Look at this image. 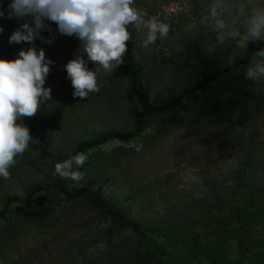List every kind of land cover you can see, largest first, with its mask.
Returning a JSON list of instances; mask_svg holds the SVG:
<instances>
[{"label": "trees", "instance_id": "trees-1", "mask_svg": "<svg viewBox=\"0 0 264 264\" xmlns=\"http://www.w3.org/2000/svg\"><path fill=\"white\" fill-rule=\"evenodd\" d=\"M11 2L0 0L5 13L0 18L4 29L0 58L10 60L21 49L32 47L28 42L9 43L12 33L32 20L31 16L8 18ZM210 40L215 43L209 30L192 44L196 74L179 70L180 83H161V90L158 62L131 38L117 80L106 88V101L94 110L97 117L70 108L80 103L70 95L71 102L59 99L51 108L22 118L33 140L29 156H18L10 169L11 178L0 177V252L41 229L52 236L46 247L58 255L67 253L58 264H245L249 260L256 242L252 229L264 217V83L247 80L244 74L264 41H250L247 52L229 64L234 44L226 49L217 45L209 54ZM41 41L37 38L35 45ZM222 75L233 76L206 96L204 104L174 115L184 97L206 94ZM213 119L217 124L210 130ZM149 120L155 123L152 129ZM182 129L201 145L225 138L234 150L236 165L228 171L212 161L199 166L204 192L197 196L180 195L169 185L165 188L168 175L150 177L142 170L150 154ZM114 139L120 145L109 151L96 149ZM77 153L88 157L79 169L84 173L82 181L53 174L57 162ZM33 154L39 163L31 158ZM77 225L88 230L87 246L83 240L66 237ZM92 243L100 247L88 250Z\"/></svg>", "mask_w": 264, "mask_h": 264}, {"label": "clouds", "instance_id": "clouds-1", "mask_svg": "<svg viewBox=\"0 0 264 264\" xmlns=\"http://www.w3.org/2000/svg\"><path fill=\"white\" fill-rule=\"evenodd\" d=\"M208 28L215 36L206 51L212 54L217 45L231 46L233 51L228 63H233L240 53L247 52L250 41H264V0H211L207 8ZM5 13L0 10V18ZM32 20L23 23L9 38L10 44L28 42L32 47L21 49L15 59L0 58V177L11 178L10 169L17 164L33 140L23 117H33L46 101L51 99V88L45 81L54 63L46 59L45 50L37 51V38L53 43L42 32L49 29L45 21L58 25L61 34L79 38L80 47L75 58L65 65L67 77L74 88L73 96L88 98L99 92L100 69L112 73L124 63L129 28L147 30L142 47L148 48L158 38H167L170 24L136 5V0H12L8 5V18ZM4 29L0 26V33ZM96 65L89 70L87 61ZM245 72V78L264 83V48L253 55ZM21 121V122H18ZM88 157L83 153L71 155L55 164L54 175L65 180L80 182L84 173L79 171Z\"/></svg>", "mask_w": 264, "mask_h": 264}, {"label": "rangeland", "instance_id": "rangeland-1", "mask_svg": "<svg viewBox=\"0 0 264 264\" xmlns=\"http://www.w3.org/2000/svg\"><path fill=\"white\" fill-rule=\"evenodd\" d=\"M211 0H136V5L148 13V17L157 16L158 19L170 24V32L167 38H158L157 41L144 48V53L151 59L156 60L160 66L161 74L157 78L162 84L180 83L179 70H188L190 75H195L197 71V63L195 54L192 51V44L206 32L209 31L207 19V8ZM49 25V29L43 30L45 38H53V43L48 44L44 40L36 46L37 51L40 48L45 50L46 59H51L54 63L50 66V72L45 81V87L51 88V99L41 106L40 110L44 111L56 104L59 99H66L73 95L74 88L71 80L67 77L65 65L69 60L75 58V54L80 47V40L75 35L68 36L58 31V25L51 21H45ZM134 38L141 45L146 38L147 30L143 27L135 29L130 27ZM232 46V45H231ZM231 46H220L222 49ZM84 59L87 61V54L84 53ZM89 70H96L93 62L87 61ZM120 65L107 73L100 69L98 75L99 92L90 93L88 98L80 99L75 102L78 107L69 106L77 111L79 115L84 113L94 117L98 116L95 109H99L104 99V92L119 75ZM233 75H222L214 80L206 91V94H199L197 99L184 97L180 105L173 111L174 115H181L186 108L195 107L199 103L206 102L205 97L218 90L225 82L229 81ZM164 88L162 87L161 90ZM70 102L72 99L68 98ZM74 103V104H75ZM67 107V109H70ZM105 108L104 104L102 109ZM71 110V109H70ZM73 111V110H71ZM95 119V118H94ZM72 121V120H71ZM216 119L212 120L209 129L215 128ZM148 128L155 127L153 120H149ZM120 145L119 140L108 141L96 149L109 151ZM70 151V148H68ZM234 150L225 138L215 139L205 145H201L197 140L191 138L190 132L182 129L172 140H167L155 152H152L148 161L142 167L145 174L150 177L168 175L167 185L180 195L197 196L204 192V185L201 179L199 166L205 162L212 161L217 163L219 169L228 171L235 167L236 160L234 158ZM22 156H29L28 150ZM35 163H39L35 159ZM21 168L26 170L24 161H20ZM64 226V225H63ZM63 226H60L61 230ZM71 226L67 225V230ZM72 231L66 236L68 239L83 240L87 246V232L85 228L73 227ZM71 228V229H72ZM253 238L256 240L253 255L245 264H264V217H262L252 229ZM51 234L45 230H33L25 237L21 238L18 243L10 248H5L0 252V264H34L42 260L43 264H58L63 259L60 256L67 255L66 251L58 255L53 248L46 247L45 241L51 240ZM94 239V238H89ZM97 242V239H94ZM93 242V241H92ZM44 243V244H43ZM99 243H92L89 249H98ZM39 250L42 252L39 257L32 252ZM234 256V254H233Z\"/></svg>", "mask_w": 264, "mask_h": 264}]
</instances>
